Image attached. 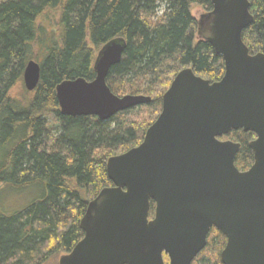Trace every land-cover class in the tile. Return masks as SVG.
<instances>
[{
    "label": "trees",
    "instance_id": "1",
    "mask_svg": "<svg viewBox=\"0 0 264 264\" xmlns=\"http://www.w3.org/2000/svg\"><path fill=\"white\" fill-rule=\"evenodd\" d=\"M249 1L253 21L243 40L254 54L264 52V0ZM194 4L205 13L213 8L212 0H0V147L5 149L0 192L7 185L46 188L24 209L0 213V264H43L55 253L70 252L84 236L79 223L88 203L114 185L108 158L142 142L176 74L192 67L211 81L223 77V57L199 35ZM51 12L58 36L42 22ZM114 39L126 48L109 71L108 86L118 96L146 95L151 102L108 120L63 115L57 85L79 77L93 80L99 50ZM40 48V82L29 91L24 69ZM19 83L22 92L12 95ZM254 137L241 129L222 137L240 142L235 160L240 170L254 162ZM154 215L151 201L149 217ZM226 242L212 228L192 264H223Z\"/></svg>",
    "mask_w": 264,
    "mask_h": 264
},
{
    "label": "water",
    "instance_id": "2",
    "mask_svg": "<svg viewBox=\"0 0 264 264\" xmlns=\"http://www.w3.org/2000/svg\"><path fill=\"white\" fill-rule=\"evenodd\" d=\"M212 4L198 32L223 57V77L211 81L192 67L176 74L142 142L108 158L114 185L88 203L79 223L84 236L59 264H192L214 227L227 238L223 264H264V52L251 54L243 40L253 21L249 0ZM125 48L122 39L109 41L94 61L93 80L57 85L63 115L108 120L151 102L118 96L107 84ZM40 78V63L30 59L26 89L35 90ZM240 129L255 134L247 170L235 163L240 142L222 138Z\"/></svg>",
    "mask_w": 264,
    "mask_h": 264
},
{
    "label": "rangeland",
    "instance_id": "3",
    "mask_svg": "<svg viewBox=\"0 0 264 264\" xmlns=\"http://www.w3.org/2000/svg\"><path fill=\"white\" fill-rule=\"evenodd\" d=\"M192 13L197 19H199L200 16L205 13V10L201 6L194 4L192 6ZM42 22L47 31L54 32L55 36H58V31L56 27V14L54 12L46 14V16H44V18L42 19ZM42 56V49L40 48L34 59L40 62ZM22 89V84L19 83L12 90V95L21 93ZM4 154L5 149H2V147H0V163ZM45 193L46 188H44L43 186H32L22 189H13L11 186L7 185L4 190L0 192V213H6L8 215H11L14 212L24 209L26 206H29L34 200L41 198ZM65 253L67 252L55 253L46 261H44L43 264H59L60 257Z\"/></svg>",
    "mask_w": 264,
    "mask_h": 264
}]
</instances>
